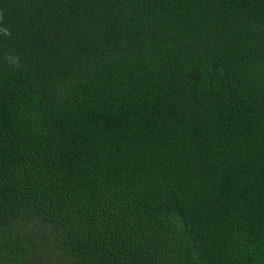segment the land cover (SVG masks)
Segmentation results:
<instances>
[{
  "label": "trees",
  "instance_id": "16d2710c",
  "mask_svg": "<svg viewBox=\"0 0 264 264\" xmlns=\"http://www.w3.org/2000/svg\"><path fill=\"white\" fill-rule=\"evenodd\" d=\"M0 264H264V0H0Z\"/></svg>",
  "mask_w": 264,
  "mask_h": 264
},
{
  "label": "clouds",
  "instance_id": "9594fccd",
  "mask_svg": "<svg viewBox=\"0 0 264 264\" xmlns=\"http://www.w3.org/2000/svg\"><path fill=\"white\" fill-rule=\"evenodd\" d=\"M7 34V33H6Z\"/></svg>",
  "mask_w": 264,
  "mask_h": 264
}]
</instances>
